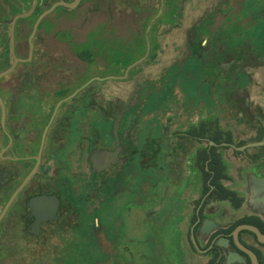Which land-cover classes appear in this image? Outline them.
<instances>
[{
  "label": "flooded vegetation",
  "instance_id": "1",
  "mask_svg": "<svg viewBox=\"0 0 264 264\" xmlns=\"http://www.w3.org/2000/svg\"><path fill=\"white\" fill-rule=\"evenodd\" d=\"M73 1L0 0V264H264V8Z\"/></svg>",
  "mask_w": 264,
  "mask_h": 264
},
{
  "label": "rangeland",
  "instance_id": "2",
  "mask_svg": "<svg viewBox=\"0 0 264 264\" xmlns=\"http://www.w3.org/2000/svg\"><path fill=\"white\" fill-rule=\"evenodd\" d=\"M27 1H30V0H27ZM209 2H211V1H209ZM207 6H209V5H207L204 0H201L198 4H196V2H195V4H194V11L191 12L190 11V8H189L188 11L190 12V15L191 16H193L194 18H196L198 15H200L199 13L201 12V10L203 8L207 7ZM263 8H264V0H246L242 12L244 11V15H249V16H252V17H254V16L255 17H260L261 10ZM61 11H62V8H58L55 11V13L56 14H62ZM77 12H80V10L78 8H74L68 14L70 16H75L77 14ZM263 15H264V13H263ZM257 20H258V18H257ZM259 22H260L259 25H257V26L254 25L251 28H247V30H243L242 28L237 27L236 31L239 34H241V32H243L246 36H248L252 40L253 46H255L256 49L262 51V50H264V19L261 20V21H259ZM106 24H108V23H106ZM103 29L105 31V26H104ZM109 29L110 28H108V32L113 31V28L110 29V30ZM94 34L95 33H93V32H91L89 34L90 37L92 36L91 38H89V39H91L92 42H94L93 39L96 36ZM98 36L101 39L100 42L96 41L98 44H101V45H104V46L107 45V46H111V47L113 46V43H112V40H111V36L110 35H108L106 33H101V35L98 34ZM135 36L136 37H139V35H136V33H135ZM122 37L124 39L122 38L123 40L119 41V44L118 45H120V46H124L125 41H127L125 34H122ZM143 249L146 251V248L145 247H143ZM147 249L150 250L151 247H149ZM173 262H174V264H180L179 260H177V259H175ZM71 264H74V263L72 262Z\"/></svg>",
  "mask_w": 264,
  "mask_h": 264
},
{
  "label": "water",
  "instance_id": "3",
  "mask_svg": "<svg viewBox=\"0 0 264 264\" xmlns=\"http://www.w3.org/2000/svg\"><path fill=\"white\" fill-rule=\"evenodd\" d=\"M80 0H74L72 3H70V4H65V3H62V5H65V6H67V7H74V6H76L77 4H78V2H79ZM208 1H212V3H217V0H208ZM207 5H210L211 4V2H207L206 3ZM53 10V7L52 8H50L49 9V11H47V13L48 12H50V11H52ZM199 14H201V12L199 13ZM24 15V14H23ZM185 27V26H184Z\"/></svg>",
  "mask_w": 264,
  "mask_h": 264
}]
</instances>
